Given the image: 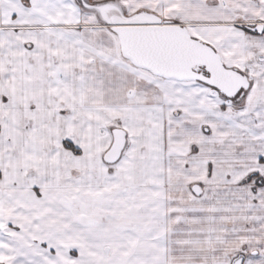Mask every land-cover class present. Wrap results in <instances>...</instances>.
Returning a JSON list of instances; mask_svg holds the SVG:
<instances>
[{
	"label": "snow or ice",
	"instance_id": "1",
	"mask_svg": "<svg viewBox=\"0 0 264 264\" xmlns=\"http://www.w3.org/2000/svg\"><path fill=\"white\" fill-rule=\"evenodd\" d=\"M0 264H264V0H0Z\"/></svg>",
	"mask_w": 264,
	"mask_h": 264
}]
</instances>
